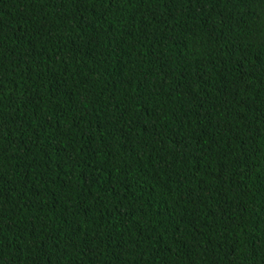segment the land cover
<instances>
[{"label":"trees","instance_id":"16d2710c","mask_svg":"<svg viewBox=\"0 0 264 264\" xmlns=\"http://www.w3.org/2000/svg\"><path fill=\"white\" fill-rule=\"evenodd\" d=\"M0 264H264V0H0Z\"/></svg>","mask_w":264,"mask_h":264}]
</instances>
